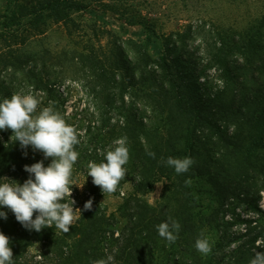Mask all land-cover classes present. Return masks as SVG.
Listing matches in <instances>:
<instances>
[{
    "label": "trees",
    "instance_id": "obj_1",
    "mask_svg": "<svg viewBox=\"0 0 264 264\" xmlns=\"http://www.w3.org/2000/svg\"><path fill=\"white\" fill-rule=\"evenodd\" d=\"M94 3L116 12L105 0H36L24 13L37 35L45 32L46 17L68 26L75 22V13ZM134 23L146 24L142 18ZM219 42L208 46L215 51L209 52L205 65L215 68L220 84L214 88L209 85L212 80L199 83L204 69L193 71L191 61L180 56L152 57L143 43L135 45V56L118 39L104 58L93 50L70 52L67 67L90 79L101 118L98 125L87 127L86 135L93 133L90 139L79 135L77 162L82 157L99 163L104 159L99 148L111 146L109 139L127 137V175L115 193L127 181L133 191L116 212L107 214L95 200L98 187H92V210L83 206L67 234L55 226L29 231L10 210L0 208L7 212L6 220L0 218V231L11 240L14 264H91L108 256L113 257L110 264H214L212 255L196 250L195 241L201 233L207 237L214 220V227L220 225L217 219L230 199L245 201L264 217L258 203L264 191V15L247 30ZM137 101L145 107L141 109ZM3 134L0 183L11 175L22 184L29 174L20 162L21 147L11 134ZM147 152L155 153V158ZM169 156L191 157L194 164L177 174L165 163ZM163 179L167 184L161 199L149 203L145 196ZM189 179L191 184L186 185ZM207 197L217 204L209 207ZM169 217L181 225L172 244L157 231ZM260 236L254 234L234 248L232 264H249ZM36 241L44 244L39 259L28 253ZM258 249L264 251V243Z\"/></svg>",
    "mask_w": 264,
    "mask_h": 264
},
{
    "label": "rangeland",
    "instance_id": "obj_2",
    "mask_svg": "<svg viewBox=\"0 0 264 264\" xmlns=\"http://www.w3.org/2000/svg\"><path fill=\"white\" fill-rule=\"evenodd\" d=\"M35 1L0 0V101L10 98L13 93L31 92L40 101L37 111L47 106L54 107L68 124L78 130L80 138L86 140L93 135H86L87 127L94 123L98 125L101 118L95 110L96 100L90 79L67 67L70 52L93 50L104 58L113 46L111 43L118 39L128 53L135 56V45L143 43L152 57L165 54L180 56L182 61H191L193 71L196 69L197 73H202L200 69H204V74L198 78L199 83L203 85L212 80L209 85L214 88L220 82L216 79L215 68H205L209 52L215 51L208 46L215 42L219 44L221 37L228 39L247 30L264 15V0H105L114 5L116 12L101 3H94L90 9L75 13V22L68 26L46 17V22L42 23L45 32L35 35L37 30L32 27L30 17L25 16L27 7ZM140 18L144 19L145 26L134 23ZM131 100L128 94L127 101ZM136 105L141 109L145 107L141 101ZM6 132L11 134L10 130ZM5 136L0 131L2 141ZM109 141L113 146L114 140ZM111 146L98 151L105 153ZM20 150V162L24 166L44 160L43 154L33 151L31 146ZM50 162L51 158L44 160L45 166ZM87 164L81 157L74 165L73 183H85L83 189L72 186V199L76 201L74 208L80 210L89 200V191L95 188L92 178L87 177ZM2 180L20 183L19 178L11 175L4 176ZM166 184L165 179L158 182L145 196L147 201L157 204ZM97 190L99 193L95 200L110 214L116 212L133 191V184L127 181L121 191L105 196L99 187ZM261 195L258 203L264 209V191ZM233 199L218 217L220 225L214 227V220L206 229L212 244L209 254L214 258V264H232V250L254 234H261L255 242V252L264 243V217L245 201ZM206 204L210 207L217 202L207 197ZM77 216L80 217L79 212ZM44 252V244L40 241L34 242L28 250L29 255L36 259L41 258Z\"/></svg>",
    "mask_w": 264,
    "mask_h": 264
},
{
    "label": "clouds",
    "instance_id": "obj_3",
    "mask_svg": "<svg viewBox=\"0 0 264 264\" xmlns=\"http://www.w3.org/2000/svg\"><path fill=\"white\" fill-rule=\"evenodd\" d=\"M39 104L36 95L22 91L0 101V131L11 130L10 139L18 141L22 149L27 150L31 146L33 151L43 154L44 160L51 158L47 166L44 160L25 165L24 171L29 178L22 184L14 180L0 183V208L10 210L16 221L29 231L40 232L55 226L67 234L79 219L77 212L81 213L80 209L74 208L76 201L72 199V186L83 189L85 184L73 183L74 165L80 155L76 150L80 143L79 132L54 107L47 106L37 111ZM113 145L101 153L104 157L101 162L89 161L87 164V177L92 178V183L100 188L104 196L118 190L120 182L127 175L125 165L130 159L127 137L114 140ZM147 154L155 158V153ZM165 163L174 168L177 174H183L194 164V160L191 157L169 156ZM185 183L190 185L191 180ZM92 207V199L85 202L84 210L90 211ZM0 218L6 220L7 212L0 211ZM180 227L178 221L169 217L168 221L157 225V231L160 237L172 244L178 239ZM10 244V238L0 231V264H14ZM195 248L208 255L212 251V244L201 233L195 241ZM112 260L113 257L108 256L106 260L97 259L91 264H110ZM249 264H264V251H257Z\"/></svg>",
    "mask_w": 264,
    "mask_h": 264
}]
</instances>
